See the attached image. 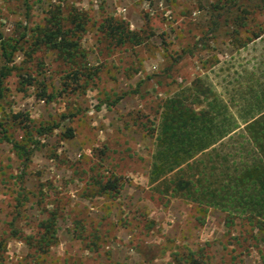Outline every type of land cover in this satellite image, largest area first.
<instances>
[{
    "label": "rangeland",
    "instance_id": "374dc122",
    "mask_svg": "<svg viewBox=\"0 0 264 264\" xmlns=\"http://www.w3.org/2000/svg\"><path fill=\"white\" fill-rule=\"evenodd\" d=\"M57 8L67 28L75 10L84 16L78 60L92 80L34 47ZM110 18L140 43L117 45L104 32ZM0 35L19 42L11 63L0 49V72L11 69L0 77V264H264V234L162 197L148 178L169 98L202 79L244 104L264 84V0H0ZM5 135L28 149L39 140L27 166ZM115 177L119 193L93 195ZM52 215L58 241L43 254L29 241Z\"/></svg>",
    "mask_w": 264,
    "mask_h": 264
},
{
    "label": "trees",
    "instance_id": "16d2710c",
    "mask_svg": "<svg viewBox=\"0 0 264 264\" xmlns=\"http://www.w3.org/2000/svg\"><path fill=\"white\" fill-rule=\"evenodd\" d=\"M71 18L74 27L67 28L62 10L57 8L48 25L35 31L34 47H45L75 67V80H92L94 74L83 71L84 65L78 60L86 58L80 46L84 16L75 10ZM105 25V34L117 40V45L140 43L138 34L125 21L110 18ZM219 26L220 22L215 21L212 31H218ZM0 41L3 56L11 63L19 42L13 44L1 35ZM10 73L11 69L4 67L0 77ZM24 81L33 85L30 77ZM256 85L248 88L250 98L246 97L244 104H228L202 79L169 98L156 132L148 178L153 191L162 197L194 204L202 213L218 210L226 214L228 224L241 219L264 234V84ZM42 92L45 98L46 90ZM52 129L43 127L38 135ZM3 139L25 157V166L40 144L38 140L34 148L28 149L8 135ZM121 185L116 177L96 182L93 195L117 194ZM55 224L54 215L43 222L44 233L36 243L29 241L31 246L44 254L56 245ZM11 237L20 238L16 225ZM182 259L185 264H199L193 256ZM182 259L176 258L177 264H182Z\"/></svg>",
    "mask_w": 264,
    "mask_h": 264
}]
</instances>
